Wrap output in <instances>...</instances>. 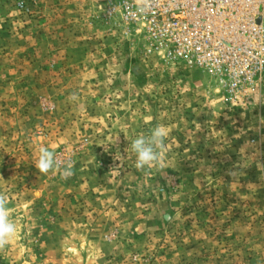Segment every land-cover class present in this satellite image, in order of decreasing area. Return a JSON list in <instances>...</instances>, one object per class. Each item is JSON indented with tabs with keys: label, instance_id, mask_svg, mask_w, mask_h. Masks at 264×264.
Instances as JSON below:
<instances>
[{
	"label": "rangeland",
	"instance_id": "1",
	"mask_svg": "<svg viewBox=\"0 0 264 264\" xmlns=\"http://www.w3.org/2000/svg\"><path fill=\"white\" fill-rule=\"evenodd\" d=\"M114 1L0 0V193L17 228L0 264H264V83L230 95L147 54ZM157 125L162 166L137 170L130 145Z\"/></svg>",
	"mask_w": 264,
	"mask_h": 264
},
{
	"label": "built area",
	"instance_id": "2",
	"mask_svg": "<svg viewBox=\"0 0 264 264\" xmlns=\"http://www.w3.org/2000/svg\"><path fill=\"white\" fill-rule=\"evenodd\" d=\"M139 9L138 0H115L108 15L138 33L147 54L200 71L230 95L264 83V0H154Z\"/></svg>",
	"mask_w": 264,
	"mask_h": 264
},
{
	"label": "clouds",
	"instance_id": "3",
	"mask_svg": "<svg viewBox=\"0 0 264 264\" xmlns=\"http://www.w3.org/2000/svg\"><path fill=\"white\" fill-rule=\"evenodd\" d=\"M138 3L140 4L139 10L145 11L151 9L154 0H138ZM70 99L76 100V94H73ZM166 136V128L157 125L150 129L147 135L142 133L132 141L130 148L136 157L135 167L137 170L162 166L166 152ZM36 168L42 174H48L50 171L55 170L57 161L54 153L46 147H41ZM72 175V165L68 163L63 167L61 176L66 179ZM0 180H3V178L0 177ZM10 211L6 196L0 193V250H3L16 236L17 228L15 222L10 218Z\"/></svg>",
	"mask_w": 264,
	"mask_h": 264
}]
</instances>
